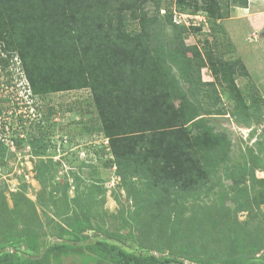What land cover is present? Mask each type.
<instances>
[{
  "label": "rangeland",
  "instance_id": "1",
  "mask_svg": "<svg viewBox=\"0 0 264 264\" xmlns=\"http://www.w3.org/2000/svg\"><path fill=\"white\" fill-rule=\"evenodd\" d=\"M229 1L228 17L215 24L224 36L218 48L248 72L235 78L243 99L233 100L207 64L194 68L191 47L203 59L211 48L209 24L180 36L184 63L200 77L190 85L199 116L184 128L190 135L204 131L211 146L195 149L194 168L203 173L194 200L183 192L169 196L173 187L161 179L116 174L88 89L34 96L16 52L0 64V257L14 252L29 257L27 264H114L86 246L97 240L176 264H264V107L250 115L248 98L256 91L264 101V0H247V9ZM141 10L157 19L147 28L153 41L161 29L163 42L175 40L152 2ZM28 239L37 241L33 252ZM59 244L68 247L55 250Z\"/></svg>",
  "mask_w": 264,
  "mask_h": 264
},
{
  "label": "trees",
  "instance_id": "2",
  "mask_svg": "<svg viewBox=\"0 0 264 264\" xmlns=\"http://www.w3.org/2000/svg\"><path fill=\"white\" fill-rule=\"evenodd\" d=\"M230 1L234 7H247V0ZM147 2L153 3L157 14L165 10L163 26L171 28L174 41L170 39L167 44L162 41L165 39L163 29L159 31L160 36L155 32V41L152 40L148 23L157 19L148 20L141 10ZM226 2L0 0V41L3 43L0 51L6 53L2 57L0 52V64L7 66L11 52H16L27 87L34 96L88 89L108 141L112 156L109 166L113 162L116 174L147 182L161 179L173 187L168 189L169 196L183 192L194 200L203 173V168H194V164L198 166L195 149L211 146L207 133L190 135L184 128L199 116L198 98L190 85L199 83L200 77L191 75L192 63H184L186 49L180 36L201 28L187 29L173 22L170 8L175 4L181 12L201 11L207 15L211 48L203 59L192 46L191 53L196 59L193 66L199 72L207 64L234 94L233 100H239L243 97L235 78L248 77V72L239 59H225L218 48L223 45L224 36L215 24L228 17ZM135 21L137 25L128 32L127 25ZM46 35L49 38L45 39ZM248 98L252 105L250 115L259 114L264 107L261 95L255 91L249 93ZM175 100L180 101L178 107L173 105ZM216 113L221 114L218 110ZM0 153H5L1 144ZM197 168L198 173H192ZM36 243V239H28L32 252ZM86 246L97 248L101 256L108 257L114 264H176L107 241L96 240ZM67 247V244H59L54 249ZM18 257L14 252L4 253L0 264H27L29 261V257L28 260Z\"/></svg>",
  "mask_w": 264,
  "mask_h": 264
},
{
  "label": "built area",
  "instance_id": "3",
  "mask_svg": "<svg viewBox=\"0 0 264 264\" xmlns=\"http://www.w3.org/2000/svg\"><path fill=\"white\" fill-rule=\"evenodd\" d=\"M175 4L172 5L171 14L173 17V22L183 25L187 29L191 28H207L208 21L207 15L204 12H181L177 10ZM163 14H165V10H160ZM9 144H13L12 138L8 139Z\"/></svg>",
  "mask_w": 264,
  "mask_h": 264
},
{
  "label": "crops",
  "instance_id": "4",
  "mask_svg": "<svg viewBox=\"0 0 264 264\" xmlns=\"http://www.w3.org/2000/svg\"><path fill=\"white\" fill-rule=\"evenodd\" d=\"M246 9H247V8H246ZM246 14L248 15L249 13H246ZM247 15H246V16H247ZM239 16H242V17H243V16H245V15H242V13H240ZM249 16H250V15H249ZM249 16H248V17H249ZM263 16H264V15H263ZM243 18H244V17H243Z\"/></svg>",
  "mask_w": 264,
  "mask_h": 264
}]
</instances>
